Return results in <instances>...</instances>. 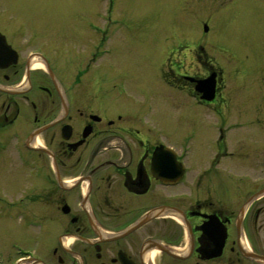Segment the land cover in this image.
Here are the masks:
<instances>
[{"label":"flooded vegetation","instance_id":"af4514ba","mask_svg":"<svg viewBox=\"0 0 264 264\" xmlns=\"http://www.w3.org/2000/svg\"><path fill=\"white\" fill-rule=\"evenodd\" d=\"M19 1L0 0V264H264V143L238 145L247 161L233 147L238 114L264 117L250 78L264 59L223 41L227 69L202 44L210 27L183 43L159 30L167 53L157 32L113 29L109 9L48 21ZM147 41L146 69L118 66Z\"/></svg>","mask_w":264,"mask_h":264},{"label":"rangeland","instance_id":"374dc122","mask_svg":"<svg viewBox=\"0 0 264 264\" xmlns=\"http://www.w3.org/2000/svg\"><path fill=\"white\" fill-rule=\"evenodd\" d=\"M19 3H22L19 0H16ZM37 6H41L42 12L51 19H55L56 16H67L68 19H71L72 15L78 14H89L95 16L96 20H101L104 15V7H108L110 4L112 6L111 15L114 20L118 23L114 25L118 31L125 29V23L134 24L136 27H139V30L142 32L155 33L158 28L161 29L176 27V37L180 38L179 43L186 42V35L184 37L179 34L184 32L183 30L187 27L191 28L193 32H196L197 35L205 38L203 35V22L204 20L211 19L209 24L211 32L207 37V40H203L202 44L208 49L212 54L215 60L216 58H222L225 63L230 62L231 67H226L227 69H233L232 64H234V59H232L231 49L240 48L244 49L246 52V59L249 60L248 64L253 61L254 67L262 68V63L264 59V47L262 41L264 40V0H28ZM202 1V3L198 2ZM92 7L89 13L83 12V9L86 11L88 7ZM211 7L212 11L207 9ZM183 7L184 10H180ZM199 8L197 14H193V10ZM81 10L78 12V10ZM185 10L191 12L190 16L184 12ZM32 16L35 13H30ZM207 17V18H206ZM66 18V17H65ZM28 16H17L15 17L16 21L27 20ZM93 19V18H91ZM190 25V26H189ZM66 30V28H64ZM157 38L162 37L166 46L165 49L167 53L175 47V41H171L168 37L164 36V31H157ZM222 35L221 42L216 41L211 44L214 37H219ZM153 35V34H151ZM208 35V34H207ZM46 38H31L33 45H45ZM168 39V40H166ZM191 40H197L191 37ZM207 41V42H206ZM226 42V45L231 49L227 50L228 52L219 51L220 46L225 47L223 43ZM192 42V41H191ZM206 42V43H205ZM178 44V43H177ZM153 43L147 41L145 43V48L134 54L131 51H126L125 57L122 61L116 62L118 66L124 69L125 71L130 70L133 63L141 64L145 66L146 69L150 64V56L153 53L151 48ZM226 46V47H227ZM221 55H219V53ZM235 51V50H234ZM224 52V56H223ZM239 63L243 62L244 57L241 56L239 52ZM166 56L164 57L166 59ZM163 58V59H164ZM163 59L159 60L160 63L164 62ZM222 61V62H223ZM216 62V61H215ZM166 64V61L164 62ZM195 64L192 65L191 61H187V66L190 71L198 70L199 64L196 61H193ZM224 63V64H225ZM136 66V65H135ZM225 67V66H224ZM128 72V71H127ZM234 79V77H232ZM253 81L252 89L255 88L257 80H260L261 83H264V70L256 71L250 77ZM228 79L229 86L232 84L231 78ZM162 81V80H160ZM165 82H161V86H165ZM248 84V82H247ZM249 85V84H248ZM232 95L233 92L231 91ZM246 94V91H236L235 95L239 98H242ZM241 120L240 124L234 130V137H236L237 142H233V147L237 148L239 144H263L264 143V117L258 120H252V123L248 122L247 115L238 114L237 115ZM249 123V127H248ZM242 145L240 148H237L238 151H241L239 161H247V158L243 157V154L247 155V151ZM215 146L207 145V148L202 150L199 153V157L202 156L203 159H212L214 157ZM245 155V156H246ZM249 155V153H248ZM226 167L225 164H223ZM240 169H243L239 165ZM2 186V181L0 180V187Z\"/></svg>","mask_w":264,"mask_h":264},{"label":"water","instance_id":"95a60500","mask_svg":"<svg viewBox=\"0 0 264 264\" xmlns=\"http://www.w3.org/2000/svg\"><path fill=\"white\" fill-rule=\"evenodd\" d=\"M205 30H208V27L207 26L205 27Z\"/></svg>","mask_w":264,"mask_h":264}]
</instances>
